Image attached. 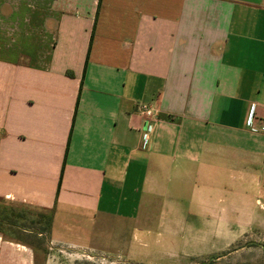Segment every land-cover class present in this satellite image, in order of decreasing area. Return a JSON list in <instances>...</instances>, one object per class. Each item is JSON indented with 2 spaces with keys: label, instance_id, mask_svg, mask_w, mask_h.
Here are the masks:
<instances>
[{
  "label": "crops",
  "instance_id": "1",
  "mask_svg": "<svg viewBox=\"0 0 264 264\" xmlns=\"http://www.w3.org/2000/svg\"><path fill=\"white\" fill-rule=\"evenodd\" d=\"M228 179L264 207V0H0V264H47L32 210L52 247L136 256Z\"/></svg>",
  "mask_w": 264,
  "mask_h": 264
},
{
  "label": "rangeland",
  "instance_id": "2",
  "mask_svg": "<svg viewBox=\"0 0 264 264\" xmlns=\"http://www.w3.org/2000/svg\"><path fill=\"white\" fill-rule=\"evenodd\" d=\"M226 177H229V174ZM226 181L227 183L224 184L226 189L220 195L224 200L216 203L221 210L219 217H207L199 222L196 217H192L195 213L191 212L189 232L182 234L175 232L174 239L165 244L158 242L159 240L155 241L154 238L153 241L157 245L154 244L156 245L154 247L150 244L153 245L152 248L145 249L144 253L138 251L136 256L127 253L124 257L121 254L113 255L97 250L80 251L78 247L64 245L52 247L48 232L42 233L39 241L31 240V242L40 255L45 253L50 256L47 264H199L211 259L218 264H264V212L262 211L264 207L261 201V186L255 184L251 192L248 191L246 194L251 198L250 193H252L254 201L241 200L242 195L239 197L240 200L234 203L227 200L230 196L231 181L230 179ZM241 189L246 193L244 186ZM235 205L238 208L237 217L230 215V210ZM191 206L195 208L193 204ZM3 207L0 201V208ZM48 214L35 210L29 212V217L32 219L29 223L31 228L41 230V227H46ZM194 225L195 230H193ZM101 235L102 239L107 236V234ZM68 239L78 240L82 245L107 246L103 240L89 241L75 235L69 236ZM163 245L166 248H162ZM148 255L149 258L144 260L143 257Z\"/></svg>",
  "mask_w": 264,
  "mask_h": 264
},
{
  "label": "built area",
  "instance_id": "3",
  "mask_svg": "<svg viewBox=\"0 0 264 264\" xmlns=\"http://www.w3.org/2000/svg\"><path fill=\"white\" fill-rule=\"evenodd\" d=\"M141 111H142V114L144 115L145 117V120L150 124V125H153V123L157 120V112L155 110V108L151 107V106H147V105H142L141 106ZM255 115L253 112H250L248 114V117H247V125L248 126H252V123H253V119H254ZM148 125V127L146 129H148L146 132H143L142 134V139L143 141H147V138H148V134L149 132H151V126ZM255 129H253L254 131ZM256 131V130H255Z\"/></svg>",
  "mask_w": 264,
  "mask_h": 264
},
{
  "label": "trees",
  "instance_id": "4",
  "mask_svg": "<svg viewBox=\"0 0 264 264\" xmlns=\"http://www.w3.org/2000/svg\"><path fill=\"white\" fill-rule=\"evenodd\" d=\"M68 75H70V74L68 73ZM48 213L49 214L46 216V227H41L42 229L40 230V231H42V233L48 232L50 225H51L52 212H48ZM3 217H5L7 219L5 212L0 210V226H1V222L3 220ZM31 220L32 219L29 217V223L31 222ZM3 221H5V220H3ZM199 264H218V263L214 259H211V260H207L205 262H201Z\"/></svg>",
  "mask_w": 264,
  "mask_h": 264
}]
</instances>
